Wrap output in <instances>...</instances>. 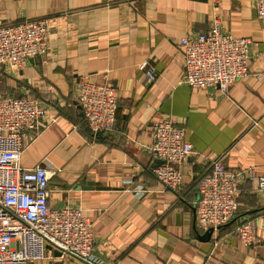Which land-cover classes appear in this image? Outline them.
Returning <instances> with one entry per match:
<instances>
[{"label": "crops", "instance_id": "1", "mask_svg": "<svg viewBox=\"0 0 264 264\" xmlns=\"http://www.w3.org/2000/svg\"><path fill=\"white\" fill-rule=\"evenodd\" d=\"M4 19L45 18L49 48L21 69L3 68L0 93L29 96L46 111L23 138L20 164L50 171L51 206L80 207L92 222L100 264H264V198L240 186L236 219L215 233L197 227V181L219 160L227 169L264 173V20L251 0H4ZM223 30L250 37L248 73L226 93L181 82L179 37ZM151 67L149 81L141 63ZM115 87L111 130L91 133L77 102L78 81ZM170 116L195 154L183 182L166 187L152 172V125ZM145 192L138 198L134 187ZM255 225L253 241L236 233ZM27 264H85L52 252Z\"/></svg>", "mask_w": 264, "mask_h": 264}, {"label": "built area", "instance_id": "2", "mask_svg": "<svg viewBox=\"0 0 264 264\" xmlns=\"http://www.w3.org/2000/svg\"><path fill=\"white\" fill-rule=\"evenodd\" d=\"M4 0H0V3ZM255 15L264 20V0H251ZM49 28L45 18L22 21L4 19L0 6V74L3 68L19 70L32 57L49 48ZM250 37L234 36L223 30L216 15L208 32H189L179 37L185 83L196 89L214 88L226 93L228 87L248 73ZM149 81L154 72L140 64ZM77 102L83 118L95 137L109 131L115 123L116 90L112 84L78 81ZM46 117L44 107L29 96L0 93V264H27L52 252L85 264H100L95 256L92 222L80 207L51 206L50 171L44 164H20L23 138ZM152 144L148 151L160 161L151 170L166 186L177 188L183 182V159L196 153L184 140V128L170 116L152 125ZM249 181L253 193L264 198V173L252 168L227 169L219 160L197 181L198 198L194 206L198 228L212 229L235 218L240 209L241 184ZM141 197L145 188L134 187ZM255 225L241 220L236 227L240 241H253Z\"/></svg>", "mask_w": 264, "mask_h": 264}, {"label": "water", "instance_id": "3", "mask_svg": "<svg viewBox=\"0 0 264 264\" xmlns=\"http://www.w3.org/2000/svg\"><path fill=\"white\" fill-rule=\"evenodd\" d=\"M158 162H160V161H158ZM234 219H236V217H235V218H233L232 220H234ZM232 220H231V221H232ZM211 231H212V229H208V230H207V234H209V235H210Z\"/></svg>", "mask_w": 264, "mask_h": 264}, {"label": "trees", "instance_id": "4", "mask_svg": "<svg viewBox=\"0 0 264 264\" xmlns=\"http://www.w3.org/2000/svg\"><path fill=\"white\" fill-rule=\"evenodd\" d=\"M97 137V136H96ZM95 138V137H94Z\"/></svg>", "mask_w": 264, "mask_h": 264}]
</instances>
